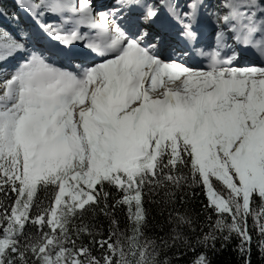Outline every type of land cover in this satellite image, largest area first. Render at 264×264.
Segmentation results:
<instances>
[{
  "label": "snow or ice",
  "instance_id": "snow-or-ice-1",
  "mask_svg": "<svg viewBox=\"0 0 264 264\" xmlns=\"http://www.w3.org/2000/svg\"><path fill=\"white\" fill-rule=\"evenodd\" d=\"M15 6L0 264H264V0Z\"/></svg>",
  "mask_w": 264,
  "mask_h": 264
},
{
  "label": "trees",
  "instance_id": "trees-1",
  "mask_svg": "<svg viewBox=\"0 0 264 264\" xmlns=\"http://www.w3.org/2000/svg\"><path fill=\"white\" fill-rule=\"evenodd\" d=\"M235 260H236L235 254L230 250H225L222 254L218 255L217 264H234ZM254 264H259V261H257L255 257H254Z\"/></svg>",
  "mask_w": 264,
  "mask_h": 264
}]
</instances>
